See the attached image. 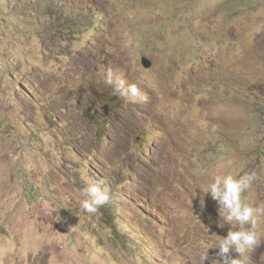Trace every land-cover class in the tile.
Returning a JSON list of instances; mask_svg holds the SVG:
<instances>
[{
    "label": "rangeland",
    "instance_id": "obj_1",
    "mask_svg": "<svg viewBox=\"0 0 264 264\" xmlns=\"http://www.w3.org/2000/svg\"><path fill=\"white\" fill-rule=\"evenodd\" d=\"M246 172L264 207V0H0V264H199L233 226L204 191Z\"/></svg>",
    "mask_w": 264,
    "mask_h": 264
},
{
    "label": "clouds",
    "instance_id": "obj_2",
    "mask_svg": "<svg viewBox=\"0 0 264 264\" xmlns=\"http://www.w3.org/2000/svg\"><path fill=\"white\" fill-rule=\"evenodd\" d=\"M126 42L131 43V38L125 33ZM105 83L113 90V94L135 101L146 102L147 96L141 93L136 83H127L122 77L117 76L109 68L105 73ZM255 179L254 172L243 175L231 173L216 174L207 186L204 194H209L216 201L224 223L233 225L226 236H219L218 241L209 249H217L215 257L210 264H247V253L252 251L261 241L258 235L259 218L264 216V207H253L242 195L250 190ZM80 207L87 213H96L100 207L109 204L112 200L110 190L103 181L89 180L87 186L81 191ZM247 226V227H236ZM199 257V264L209 260L208 250ZM235 252L238 256L233 257Z\"/></svg>",
    "mask_w": 264,
    "mask_h": 264
},
{
    "label": "water",
    "instance_id": "obj_3",
    "mask_svg": "<svg viewBox=\"0 0 264 264\" xmlns=\"http://www.w3.org/2000/svg\"><path fill=\"white\" fill-rule=\"evenodd\" d=\"M142 65L146 68H149L151 66V62L146 59L145 57L142 58Z\"/></svg>",
    "mask_w": 264,
    "mask_h": 264
}]
</instances>
